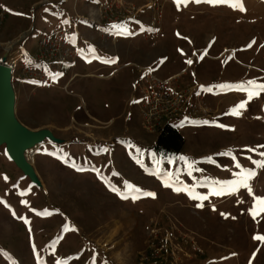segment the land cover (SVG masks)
Masks as SVG:
<instances>
[{
    "label": "rangeland",
    "instance_id": "rangeland-1",
    "mask_svg": "<svg viewBox=\"0 0 264 264\" xmlns=\"http://www.w3.org/2000/svg\"><path fill=\"white\" fill-rule=\"evenodd\" d=\"M242 2L0 0L12 117L40 140L25 170L0 140V264H264V212L250 214L264 197V92L235 87L264 84V0ZM153 90L164 107L148 113ZM188 103L203 118L176 119ZM165 125L183 138L172 158L153 150ZM236 163L255 171L252 194H214Z\"/></svg>",
    "mask_w": 264,
    "mask_h": 264
},
{
    "label": "snow or ice",
    "instance_id": "snow-or-ice-1",
    "mask_svg": "<svg viewBox=\"0 0 264 264\" xmlns=\"http://www.w3.org/2000/svg\"><path fill=\"white\" fill-rule=\"evenodd\" d=\"M189 2V0H175V3L177 4V7L179 8L181 4H184L185 6L187 5V3ZM196 3H200L201 0H195ZM208 3L211 4H231L232 0H207ZM235 3L239 5V10L240 11H244V7H243V2L242 0H235ZM119 26L114 25L113 28H118ZM251 45H249L250 47ZM203 57H201L202 59ZM114 62V61H113ZM187 63L191 64L192 61L189 60L187 61ZM219 87L221 88H225V87H233L232 85H220ZM237 90L240 91H246L248 92V96L249 99L252 98L253 94L259 95L260 92H264V84H257L255 81H247L245 83H241L239 85L235 86ZM246 106V101H242L239 105L236 106L235 109L232 110V114L234 115H239L240 114V109L245 108ZM204 123H208L207 121H204ZM220 127H224V125H220ZM260 147H264V146H260ZM104 151H107V149H104ZM250 151H255L254 149H250ZM260 155L262 157H264V152H261ZM182 160H185V164L186 166L191 169L190 171H188V175L192 174V171H201L200 169H195L193 167L195 162H192L191 164H189V162L181 157ZM210 159V158H209ZM254 163L256 164L257 167L259 168H264V159L259 160V161H254ZM236 167L240 168L241 171L239 173H236L238 179L235 181H228V182H215V184H218L219 187L217 188V190L214 192V194L216 195H220V194H231L233 192H237L239 191L240 188H246L249 192V194H252V188L249 184V181L256 175L255 171L253 169H245L243 168L239 163H236ZM82 170V169H77ZM5 179H7V177H5ZM208 181L205 180V183H207ZM165 186H172L171 184H166ZM126 187H130L134 189V186H130L126 184ZM135 191H140L139 189H134ZM174 190H181L180 188H176ZM22 195H24L25 193H21ZM145 195L148 196H155L154 193L148 192V193H144ZM122 198H127V196H122ZM193 199H200V200H204L207 199L206 196H200V197H196L193 196ZM253 207L250 209V214L253 216V219H256V217L260 214V212H264V197H259V196H253ZM0 203H4V201H0ZM22 203H27L26 201H22ZM198 207H202V204H198ZM33 211H35L33 209ZM15 215V213H13ZM40 214V213H37ZM223 215V214H222ZM23 219V218H22ZM25 223H28V221L25 219ZM254 239L257 240H261L264 241V236H256L254 237ZM57 264H64V261H57Z\"/></svg>",
    "mask_w": 264,
    "mask_h": 264
},
{
    "label": "water",
    "instance_id": "water-1",
    "mask_svg": "<svg viewBox=\"0 0 264 264\" xmlns=\"http://www.w3.org/2000/svg\"><path fill=\"white\" fill-rule=\"evenodd\" d=\"M13 109L10 70L7 66V56L3 55L0 59V140L2 136L9 140L11 158L24 169L20 147L23 145L30 147L37 144L40 140L15 124L12 117Z\"/></svg>",
    "mask_w": 264,
    "mask_h": 264
},
{
    "label": "built area",
    "instance_id": "built-area-1",
    "mask_svg": "<svg viewBox=\"0 0 264 264\" xmlns=\"http://www.w3.org/2000/svg\"><path fill=\"white\" fill-rule=\"evenodd\" d=\"M64 33H66V32H62V31H53V32H51L50 34H48L47 36H45V38L42 40V41H40L39 42V45H41L42 43L43 44H45V45H47V46H51V45H53L52 44V42L54 43V42H60V39H61V37H64L63 35H64ZM59 48H55V50H58ZM64 54L66 53H68V50H64V52H63ZM62 59H65V58H62ZM13 63H14V65H13ZM41 63H43V61L41 60ZM53 63H55V65H57V70L59 69V67L60 66H63L66 62H65V60H61V61H58V62H53ZM12 65H13V67H12ZM7 66H8V68H9V70H10V83H12V80H13V76H14V73H15V70H16V67H17V64H16V62H11L10 60H8L7 59ZM50 66V65H49ZM53 66H51V68H52ZM50 68V67H49ZM144 75H145V79H148V78H150V77H152V73H151V71H150V69H148L145 73H144ZM149 75V76H148ZM38 75L37 74H35V77H37ZM28 79H31V78H25L24 80H22L21 82H25L26 80H28ZM51 81V80H50ZM163 90L165 91V88H163ZM165 92H167V91H165ZM152 95H153V98H152V100L150 101V102H148V104H147V107H149L148 108V113H149V110H150V108H154V107H157V108H159L160 109V111L161 110H163V107H164V105L162 106V107H158V102H159V100L163 97V95H160L159 94V91H157V93L155 92L154 93V90L152 91ZM195 96H196V98H198L197 97V95L195 94ZM149 101V100H148ZM199 101V100H198ZM143 102V99H142V101H141V103ZM186 103H187V101L186 102H184V106L186 105ZM157 108H155V109H157ZM198 107H197V105L195 104V106H193V105H191V104H189L188 103V105H187V107L185 108V112H183L182 114H180V115H178L177 117H176V119H195V120H200L201 118H203V117H200L201 115H200V109H197ZM159 112V111H158ZM148 113L146 112L145 114H147L148 115ZM168 124V123H167Z\"/></svg>",
    "mask_w": 264,
    "mask_h": 264
},
{
    "label": "trees",
    "instance_id": "trees-1",
    "mask_svg": "<svg viewBox=\"0 0 264 264\" xmlns=\"http://www.w3.org/2000/svg\"><path fill=\"white\" fill-rule=\"evenodd\" d=\"M183 144V138L176 129L165 125L157 137L153 150L160 157L172 158L182 150Z\"/></svg>",
    "mask_w": 264,
    "mask_h": 264
},
{
    "label": "bare ground",
    "instance_id": "bare-ground-1",
    "mask_svg": "<svg viewBox=\"0 0 264 264\" xmlns=\"http://www.w3.org/2000/svg\"><path fill=\"white\" fill-rule=\"evenodd\" d=\"M13 65H14V63H13ZM13 65H12V67H13ZM24 147H25V145H23V146H21L20 147V153H21V155H23V165H25V163L27 164V163H30V162H32L33 161V156H34V152L33 151H30V152H23V150H24Z\"/></svg>",
    "mask_w": 264,
    "mask_h": 264
},
{
    "label": "flooded vegetation",
    "instance_id": "flooded-vegetation-1",
    "mask_svg": "<svg viewBox=\"0 0 264 264\" xmlns=\"http://www.w3.org/2000/svg\"><path fill=\"white\" fill-rule=\"evenodd\" d=\"M63 66H64V65H63ZM53 68H54V67H52V69H53ZM62 68H63V67L60 66L59 69H58V71H57V72H54L55 74H53V76H50L48 79L51 80V81H53L54 79H56L57 77H59L60 74H61ZM52 69H51V68L49 69V73L52 72ZM54 69H56V68H54ZM149 69H150L151 73L154 74L153 68L151 67V68H149ZM136 103L138 104L139 102L137 101Z\"/></svg>",
    "mask_w": 264,
    "mask_h": 264
},
{
    "label": "crops",
    "instance_id": "crops-1",
    "mask_svg": "<svg viewBox=\"0 0 264 264\" xmlns=\"http://www.w3.org/2000/svg\"><path fill=\"white\" fill-rule=\"evenodd\" d=\"M115 55V54H114ZM116 56V55H115ZM119 56H117V58H118ZM117 58H116V60H117ZM101 77H106L107 78V75L106 76H101Z\"/></svg>",
    "mask_w": 264,
    "mask_h": 264
}]
</instances>
